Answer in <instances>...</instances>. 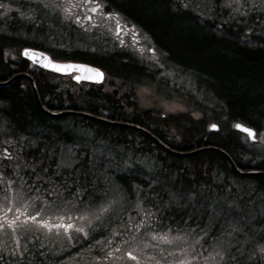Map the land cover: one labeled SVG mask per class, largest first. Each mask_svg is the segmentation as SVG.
Instances as JSON below:
<instances>
[{
	"label": "trees",
	"instance_id": "trees-1",
	"mask_svg": "<svg viewBox=\"0 0 264 264\" xmlns=\"http://www.w3.org/2000/svg\"><path fill=\"white\" fill-rule=\"evenodd\" d=\"M40 1L0 0V81L19 71L29 72L42 104L49 110H79L109 121L136 123L174 149L216 145L239 167L264 171L258 144L248 145L247 135L230 128V124L241 122L257 134L264 132V0H204L206 7L197 0H103L108 8L145 30L165 53L169 65L197 74L194 85L211 107L217 131L206 127V119L195 120L189 112L156 117L139 103L135 93L139 84L149 80L138 78L149 77L150 69L147 71L146 65L128 58L132 52L119 48L112 35L96 41V48L61 45L75 35L76 26L61 15L46 20L47 14L39 13L43 9ZM243 30L245 37L257 40L243 39ZM24 47L46 51L56 60L98 66L105 71V80L101 84L78 82L70 75L33 65L24 58L18 67L5 59L7 52H20ZM151 70L156 71L153 66ZM1 112L7 118L0 119L7 121L10 129L15 126L42 134V141L32 145L11 144L15 157L2 159L5 171H18L27 179L26 185L35 187L36 194L46 196L58 191L83 199L89 194L101 196L107 180L103 166L100 169L92 162L90 151L73 166L62 167L57 162L60 142H75L79 139L75 134L77 127L89 124L95 141L105 140L108 148L121 154L132 153L133 160L146 156L159 167L157 174H162L164 184L149 189L146 197L144 204L149 212L132 220L128 229L138 232L145 227L168 225L194 231L207 229L211 237L236 229L241 241L246 240L245 250L235 246L224 264H264V176L236 174L226 157L216 150L178 156L130 127L78 115L51 117L38 106L26 78L0 86ZM59 120H66V125L54 123ZM15 131L11 133L14 137L19 133ZM33 159L41 164L30 166L25 162ZM116 176L130 192L133 183L142 180L139 174L118 172ZM166 187L171 189L170 194ZM112 227L107 226L101 235ZM85 244L83 241L68 251L71 253L55 257L34 244L24 260L9 263L106 264L110 250L105 252L101 241L90 254L83 251ZM5 263L0 259V264Z\"/></svg>",
	"mask_w": 264,
	"mask_h": 264
},
{
	"label": "rangeland",
	"instance_id": "rangeland-1",
	"mask_svg": "<svg viewBox=\"0 0 264 264\" xmlns=\"http://www.w3.org/2000/svg\"><path fill=\"white\" fill-rule=\"evenodd\" d=\"M68 1L42 0L40 4L43 9H39V13L45 12L49 16L45 19L49 21L55 15L65 16V13H68ZM197 1L202 7L207 6L204 0ZM233 1L238 3L240 0ZM250 32L251 30L248 29L247 33ZM84 33L69 39L70 41L63 40L60 44L71 48H96V41L99 40L91 37L90 32ZM242 35L243 39L257 40L249 35L245 37L244 30ZM147 37L153 40L148 34ZM115 40L117 43L120 41ZM135 40L143 42V39ZM155 47L152 53L147 54L149 60L151 58L156 60L153 64L149 60L141 61L134 52L127 55L128 58H134L146 65L147 71L150 69L152 73L149 77L138 78V80L149 79L135 89L139 103L152 110L158 118L189 112L195 120L206 119L207 128L211 123L215 124L211 119L213 113L211 107L206 105L205 98L198 93L194 85L198 81L197 74L171 63L169 65L166 55L161 56L157 51L161 49L156 45ZM126 48L131 49L129 46ZM21 51L7 52L5 59L14 67H18L17 63L23 59ZM137 51L140 53L139 50ZM151 66L156 71H152ZM69 75L74 76L75 73ZM210 101L209 99L208 103H211ZM1 116L7 118L2 112ZM70 121L75 120L70 119ZM54 123L66 125V120ZM11 125L13 127V124ZM5 127L7 126L0 125V144L8 137ZM90 127L89 124L77 127L75 133L79 137L77 144L59 146L61 150L57 155L58 163L62 167L73 166L84 153L91 152L92 162L98 164L100 169L101 165L103 166L102 172L107 180L104 192H100L99 197L89 194L86 199L75 198L72 194L58 191L48 192L46 196H42L34 193L23 179L16 177L8 181L0 176V254L6 252L23 255V250H31L34 248L32 245L36 243L48 255L55 257L71 253L68 251H72L74 247L85 241L83 251L87 254L100 245L105 252L110 250L106 264H224L235 246L239 250L240 248L245 250L246 240L241 241L237 236L240 231L236 229L217 237H211L207 229L194 231L175 229L168 225L145 227L138 232L128 229L132 220L149 212L144 204L146 197L150 192L149 189L164 184V180L160 177L162 174H157L159 167L157 168L154 161L146 156L144 158L136 156L133 160L132 153L121 154L115 149L108 148L107 141H95L93 131L88 129ZM230 128H235L233 123L230 124ZM13 129L18 130L15 126ZM250 142L258 144V156L264 158V132L257 134L255 141L246 140L248 145ZM118 172L139 174L142 180L135 181L130 192L117 180ZM170 191L171 189L167 188L168 194ZM35 214L39 215L40 223L28 219ZM122 216H125V219H121ZM46 222L59 223L60 228L45 225L42 227L41 224ZM63 224L71 227L65 230V227L61 226ZM113 224L116 225L112 227ZM107 226L112 228L101 235V231ZM79 228L83 231H77ZM125 234L128 235L124 236ZM99 241H101L100 245Z\"/></svg>",
	"mask_w": 264,
	"mask_h": 264
},
{
	"label": "flooded vegetation",
	"instance_id": "flooded-vegetation-1",
	"mask_svg": "<svg viewBox=\"0 0 264 264\" xmlns=\"http://www.w3.org/2000/svg\"><path fill=\"white\" fill-rule=\"evenodd\" d=\"M96 5H99V7H97L96 11L93 12L91 9L93 7H96ZM68 6H69L68 14L70 16H74L77 23L80 22V24L78 23V25L75 27L77 31L90 32L92 36H94L96 39H99V40H105V38L108 35H112L115 39L120 40L118 44L121 49H124L129 46L131 47L130 51L138 54L141 60L143 61L149 60L147 57V54L152 53L155 43L153 40L148 39L147 37L148 33L145 30L140 28L135 22H133L127 16L122 15L118 13L117 11L112 10L111 8H108V6L104 3L103 0L102 1L100 0H69ZM77 17H79V19H77ZM85 17H88V18L86 19ZM117 25H119V28H117ZM136 38L140 40L143 39V42H139V40H135ZM136 49L139 50L140 53ZM157 51L161 56L165 54L162 50L157 49ZM149 61L156 62V60L152 58ZM0 125L7 126L4 128V130H6L5 133H7L8 135L6 139H3L1 141V143L3 144L0 145V176H2L3 178H6L5 180H8V181L13 180L14 178L18 177L19 179H23L25 182V180L27 179L23 178L22 175L17 173L18 171H11V174L5 171V169L2 167L3 160L1 158L2 157H5V158L15 157L13 150L10 148L11 144L15 145L17 143H23L25 145H29V144L32 145L33 143L34 144L37 143L38 140L42 141L41 139L42 137H40V135L42 134L38 130L25 129V130H16L15 132L17 133L19 132V133H18V136L14 137L11 134L12 132H14V130L8 127L9 123L7 121H1ZM72 143L73 145L77 144L78 139L75 142H60L59 146L66 145V144H72ZM33 146L36 147L35 145ZM59 146H58V149L61 150ZM83 155L85 156L86 153H84ZM25 156L27 157L28 155L26 154ZM79 160H80V157H79ZM25 162L30 164V166L41 164L38 161H34V159L28 160ZM57 162H58V157H57ZM31 190L34 193L37 192L35 187H33ZM32 217L34 219H29L31 222L39 221L38 214H35ZM44 225L47 227L51 226V228L53 227L60 228L59 223L46 222V224H41L42 227ZM29 250L28 249L23 250V253L25 255L24 254L23 255L8 254L5 252L3 254H0V259L2 261H5L6 262L5 264H10L9 263L10 261L14 262L18 260H24L26 258V254L29 253L28 252Z\"/></svg>",
	"mask_w": 264,
	"mask_h": 264
},
{
	"label": "water",
	"instance_id": "water-1",
	"mask_svg": "<svg viewBox=\"0 0 264 264\" xmlns=\"http://www.w3.org/2000/svg\"><path fill=\"white\" fill-rule=\"evenodd\" d=\"M25 50H28L27 54H26ZM25 50L23 51V55L26 58L30 59L33 63H35V64H37L39 66L45 67L44 64L47 61L44 58H48L49 60H51L53 62H57V63H61V64H73V65L82 66L80 69H73L72 71L67 72V73L77 72L78 75L76 77H79V79H86V80H92V81H95V80L100 81L102 79V73L96 67H93V66H91L89 64L81 63V62L56 61V60H53L47 53H45V52H43L41 50L33 49V48H26ZM45 68L51 69L49 67H45ZM88 69H91L93 71H88ZM60 73H62V72H60ZM97 73H99V75H97ZM20 77H23V74L12 75L9 79L0 81V86L9 85L13 81H15L16 79H19ZM26 77H28L30 79L31 84L34 86L33 78L30 75H27ZM33 91H34L35 99L37 101L38 106L41 108V110L45 114H47L49 116L60 118V117L66 116V115H78V116H83V117H86V118H89V119H94V120L99 119L97 116H95L93 114L85 113V112H82V111H79V110H70V109H68V110H62V111H58V112L51 111V110L47 109L42 104L37 90L34 88ZM109 123L110 124H114V125H118V126L130 127V128H135V129L141 130V131L147 133V135L149 137H151L158 145H160L166 151H168V152H170V153H172L174 155H178V156H192V155L197 154L198 152H201V151H204V150H216V151L221 152L226 157V159L229 162L232 170L235 173L240 174L242 176H248V177L264 176V171H259L258 169L246 170V169L240 168L235 163L233 158L228 153H226L225 150H223L219 146L209 144V145H204V146L196 148V149H186V150L174 149V148L170 147L169 145L165 144L158 137L152 135L147 130L142 128L141 125H138V124L132 123V122H127V121H113V120L110 121ZM237 124H240V125H242L245 128L252 129L254 135L250 137L245 131L235 127V129L239 130L240 132L247 134L250 139L255 140L256 130L254 128H252V127H250L248 125H245L244 123H241V122H237L235 125H237ZM213 125H215V127H212ZM217 128L218 127H217L216 124H212L210 126V129H213V130H217Z\"/></svg>",
	"mask_w": 264,
	"mask_h": 264
},
{
	"label": "snow or ice",
	"instance_id": "snow-or-ice-1",
	"mask_svg": "<svg viewBox=\"0 0 264 264\" xmlns=\"http://www.w3.org/2000/svg\"><path fill=\"white\" fill-rule=\"evenodd\" d=\"M97 7H99V5H96V7H93L91 10L93 12H95ZM85 18L87 19L88 17H85ZM77 19H79V17H77ZM117 28H119V25H117ZM27 51L28 50H25L26 54H27ZM44 59L47 61L44 64V66L45 67H49L52 70L57 71V72L67 73V72L72 71L73 69H80L82 67V66H79V65L61 64V63L53 62V61L49 60L48 58H44ZM88 71H93V70L88 69ZM97 75H99V73H97ZM75 78L79 79V77H75ZM212 127H215V125H213ZM235 127L245 131L250 137L254 135L252 129L245 128V127H243L240 124L235 125ZM28 219H34V218L33 217H29ZM61 226L65 227V230H67V228L71 227V225H67V226L61 225ZM77 231H83V229L79 228V229H77ZM132 258L135 259V257H132Z\"/></svg>",
	"mask_w": 264,
	"mask_h": 264
},
{
	"label": "bare ground",
	"instance_id": "bare-ground-1",
	"mask_svg": "<svg viewBox=\"0 0 264 264\" xmlns=\"http://www.w3.org/2000/svg\"><path fill=\"white\" fill-rule=\"evenodd\" d=\"M26 48H31V47H24L23 49H22V51H21V53H23V51L26 49ZM43 52H46V51H43ZM22 56H23V54H22ZM24 59H26V60H29V62L31 63V64H33V65H35L30 59H28V58H25V57H23ZM148 69V68H147ZM16 74H23V77H20V78H26V79H28L29 80V82H30V84H31V81H30V79L28 78V77H26L27 75H30L31 76V74L29 73V72H24V71H19V72H16L14 75H16ZM32 77V76H31ZM19 78V79H20ZM33 78V77H32ZM34 80V79H33ZM34 86L31 84V87H32V90H34V88L37 90V87H36V84H35V81H34ZM38 92V91H37ZM33 94H34V91H33ZM39 95V94H38ZM34 97H35V95H34ZM37 102V101H36ZM52 111V110H51ZM54 112H58V111H54ZM51 117H53V116H51ZM99 119H96V120H100V121H106L107 123H109L110 121L109 120H106V119H103V118H101V117H99V116H97ZM102 119V120H101ZM142 127V126H141ZM218 127V126H217ZM234 127H235V125H234ZM142 128H144V127H142ZM133 129H135V128H133ZM145 130H147L149 133H151L152 135H154L150 130H148V129H146V128H144ZM136 130H138V129H136ZM217 130H218V128H217ZM237 130V129H236ZM138 131H141V130H138ZM237 131H239V130H237ZM142 133H144V134H146L147 135V133H145V132H143V131H141ZM155 136V135H154ZM76 148V147H75ZM196 149V148H195ZM227 153V152H226ZM241 168V167H240ZM252 169H255V168H252ZM246 170H249V169H246ZM259 170V169H258ZM259 171H261V170H259ZM237 174V173H236ZM238 175H240V174H238ZM242 176V175H241ZM244 177H248V176H244ZM259 177H261V176H259Z\"/></svg>",
	"mask_w": 264,
	"mask_h": 264
}]
</instances>
